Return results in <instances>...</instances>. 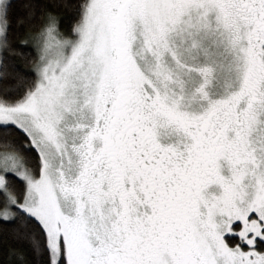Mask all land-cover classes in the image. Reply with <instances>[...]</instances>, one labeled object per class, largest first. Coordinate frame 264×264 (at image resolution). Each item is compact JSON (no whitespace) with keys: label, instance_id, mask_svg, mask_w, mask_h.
Returning a JSON list of instances; mask_svg holds the SVG:
<instances>
[{"label":"snow or ice","instance_id":"obj_1","mask_svg":"<svg viewBox=\"0 0 264 264\" xmlns=\"http://www.w3.org/2000/svg\"><path fill=\"white\" fill-rule=\"evenodd\" d=\"M0 264H264V0H0Z\"/></svg>","mask_w":264,"mask_h":264}]
</instances>
